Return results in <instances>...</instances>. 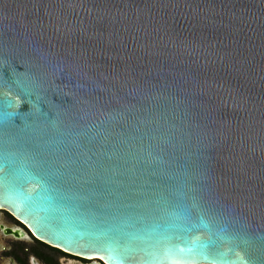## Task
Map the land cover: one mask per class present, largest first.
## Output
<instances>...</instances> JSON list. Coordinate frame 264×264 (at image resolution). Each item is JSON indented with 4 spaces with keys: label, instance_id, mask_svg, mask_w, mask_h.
Here are the masks:
<instances>
[{
    "label": "water",
    "instance_id": "water-1",
    "mask_svg": "<svg viewBox=\"0 0 264 264\" xmlns=\"http://www.w3.org/2000/svg\"><path fill=\"white\" fill-rule=\"evenodd\" d=\"M0 209L102 264H264V0H0Z\"/></svg>",
    "mask_w": 264,
    "mask_h": 264
},
{
    "label": "flooded vegetation",
    "instance_id": "flooded-vegetation-1",
    "mask_svg": "<svg viewBox=\"0 0 264 264\" xmlns=\"http://www.w3.org/2000/svg\"><path fill=\"white\" fill-rule=\"evenodd\" d=\"M13 228L16 230L13 231ZM22 228L28 234V240L19 238L17 229ZM25 241L36 242L43 247H47L44 243L38 241L28 230V228L19 220L14 218L7 211L0 209V264H91L92 260L83 259L80 257L68 255L62 251L57 250L58 254L62 256L58 258L56 256L43 255L37 247L32 249H21L18 251V244ZM54 249V248H53Z\"/></svg>",
    "mask_w": 264,
    "mask_h": 264
},
{
    "label": "rangeland",
    "instance_id": "rangeland-1",
    "mask_svg": "<svg viewBox=\"0 0 264 264\" xmlns=\"http://www.w3.org/2000/svg\"><path fill=\"white\" fill-rule=\"evenodd\" d=\"M18 246H19V248H18V251H20V252H22V248L23 249H32V248H35V247H37L38 248V250L43 254V255H47V256H56V257H58V258H61L62 256L60 255V253L58 254L57 252V250L56 249H53L52 247H49V246H45V247H43V246H41L40 244L38 245L36 242H31V241H25V242H23V243H20V244H18ZM71 261H74V263L76 262L75 260H72V259H70ZM92 261H94V260H92ZM99 262V261H98ZM73 263V264H74ZM100 264H102L101 262H99Z\"/></svg>",
    "mask_w": 264,
    "mask_h": 264
},
{
    "label": "bare ground",
    "instance_id": "bare-ground-1",
    "mask_svg": "<svg viewBox=\"0 0 264 264\" xmlns=\"http://www.w3.org/2000/svg\"><path fill=\"white\" fill-rule=\"evenodd\" d=\"M16 229L13 228V231H15ZM17 233L19 235V238L23 239V240H28V234L22 229V228H19L17 229ZM93 263L91 264H100L97 260L93 259ZM33 264H38L37 262H33Z\"/></svg>",
    "mask_w": 264,
    "mask_h": 264
}]
</instances>
